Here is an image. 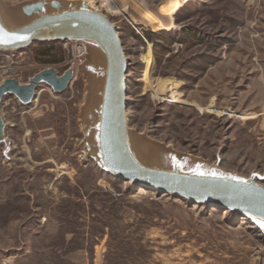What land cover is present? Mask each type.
Instances as JSON below:
<instances>
[{
  "label": "rangeland",
  "instance_id": "obj_1",
  "mask_svg": "<svg viewBox=\"0 0 264 264\" xmlns=\"http://www.w3.org/2000/svg\"><path fill=\"white\" fill-rule=\"evenodd\" d=\"M70 1L118 27L143 163L264 187V0ZM79 52L0 53V84L74 71L63 93L41 85L29 105L0 103V264H264V233L247 219L100 170L91 138L102 66Z\"/></svg>",
  "mask_w": 264,
  "mask_h": 264
},
{
  "label": "water",
  "instance_id": "obj_2",
  "mask_svg": "<svg viewBox=\"0 0 264 264\" xmlns=\"http://www.w3.org/2000/svg\"><path fill=\"white\" fill-rule=\"evenodd\" d=\"M71 4L70 0H32L4 13L0 0V52L13 54L36 44H84L86 55L91 54L101 62V85L91 138L95 140L93 136L96 135L93 144L100 170L137 188L190 205L227 211L256 227L264 226L262 185L231 176L146 164L140 160L127 125L126 87L122 86L127 84L128 63L118 27L102 12L85 3ZM73 73L72 68L61 75L46 69L25 84L7 79L0 84V103L5 96L11 95L21 105H29L41 85L56 94L63 93ZM5 128L0 117V145L8 146Z\"/></svg>",
  "mask_w": 264,
  "mask_h": 264
},
{
  "label": "bare ground",
  "instance_id": "obj_3",
  "mask_svg": "<svg viewBox=\"0 0 264 264\" xmlns=\"http://www.w3.org/2000/svg\"><path fill=\"white\" fill-rule=\"evenodd\" d=\"M74 46L78 47L79 51H80L82 54H85V55H86V52H88L87 49H86V46H85L84 44H77V45L74 44ZM80 52H79V53H80ZM0 53H2V52H0ZM125 87H127V84L122 86V88H125ZM97 120H98V115H97L96 121H97ZM95 123H97V122H95ZM93 137L95 138L94 143H96V142H95V141H96V135H94ZM143 150H145V149H143ZM135 187H136V186H135ZM150 192H154V191H150ZM154 193H156V192H154ZM211 209H214V208H211ZM215 210H216V209H215ZM226 212H227V211H226ZM244 219H245V218H244ZM258 229L260 230V232H264V226H259Z\"/></svg>",
  "mask_w": 264,
  "mask_h": 264
},
{
  "label": "built area",
  "instance_id": "obj_4",
  "mask_svg": "<svg viewBox=\"0 0 264 264\" xmlns=\"http://www.w3.org/2000/svg\"><path fill=\"white\" fill-rule=\"evenodd\" d=\"M65 44H68V43H65Z\"/></svg>",
  "mask_w": 264,
  "mask_h": 264
}]
</instances>
